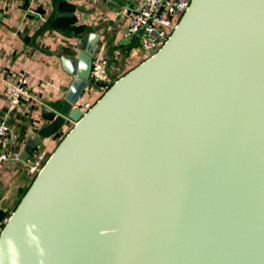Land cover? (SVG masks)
Returning <instances> with one entry per match:
<instances>
[{
  "label": "water",
  "instance_id": "95a60500",
  "mask_svg": "<svg viewBox=\"0 0 264 264\" xmlns=\"http://www.w3.org/2000/svg\"><path fill=\"white\" fill-rule=\"evenodd\" d=\"M99 38L61 57L73 81L22 159L74 125L3 227L0 264H264V0H192L83 113Z\"/></svg>",
  "mask_w": 264,
  "mask_h": 264
},
{
  "label": "crops",
  "instance_id": "0c3cea01",
  "mask_svg": "<svg viewBox=\"0 0 264 264\" xmlns=\"http://www.w3.org/2000/svg\"><path fill=\"white\" fill-rule=\"evenodd\" d=\"M138 1L0 0V118H8L9 151L20 156L18 162L0 163V233L2 222L32 183L30 164L40 153H52L74 125L68 121L57 134L42 139L27 160L22 159L26 145L45 124L42 109L55 108L73 81L61 57L79 55L78 40L87 30L100 35L97 50L108 53L110 83L142 63L145 54L127 31ZM64 12L69 15L61 16ZM18 75L28 78L32 99L9 111L4 79ZM91 86L78 102H93L98 89Z\"/></svg>",
  "mask_w": 264,
  "mask_h": 264
},
{
  "label": "built area",
  "instance_id": "2783aa9c",
  "mask_svg": "<svg viewBox=\"0 0 264 264\" xmlns=\"http://www.w3.org/2000/svg\"><path fill=\"white\" fill-rule=\"evenodd\" d=\"M192 0H139L132 12L128 34L131 35L139 48L145 54V60L156 54L167 42L181 18L187 12ZM155 32L157 33L155 35ZM110 59L105 50H97L89 75L90 84L103 85L105 92L111 84L109 81ZM6 93L9 96V111L29 103L32 99L29 80L25 75H18L14 80L4 79ZM95 102L80 101L74 107L86 113ZM10 126L8 118H0V163L18 162L20 156L9 151ZM47 153H40L29 166V172L34 179L42 170ZM6 212V209H4ZM2 222L6 224L10 215ZM3 228V227H2Z\"/></svg>",
  "mask_w": 264,
  "mask_h": 264
},
{
  "label": "rangeland",
  "instance_id": "374dc122",
  "mask_svg": "<svg viewBox=\"0 0 264 264\" xmlns=\"http://www.w3.org/2000/svg\"><path fill=\"white\" fill-rule=\"evenodd\" d=\"M92 86V88H95V87H97V91H98V93H97V95L95 96V99H93V102H96L104 93H105V88L103 89V85H94V84H91ZM33 180V179H32ZM20 200V199H19Z\"/></svg>",
  "mask_w": 264,
  "mask_h": 264
},
{
  "label": "trees",
  "instance_id": "16d2710c",
  "mask_svg": "<svg viewBox=\"0 0 264 264\" xmlns=\"http://www.w3.org/2000/svg\"><path fill=\"white\" fill-rule=\"evenodd\" d=\"M111 85H112V84H111ZM27 190H28V189H27ZM27 190H26V191H27ZM26 191H25V193H26ZM25 193H24V194H25ZM24 194H23V196H24ZM23 196H22V197H23ZM22 197H21V199H22ZM21 199H20V200H21ZM19 202H20V201H19ZM18 204H19V203H18ZM10 216H11V215H10ZM4 226H5V223L2 224V227H4ZM2 229H3V228H2Z\"/></svg>",
  "mask_w": 264,
  "mask_h": 264
}]
</instances>
